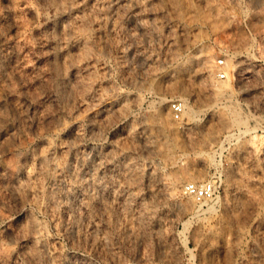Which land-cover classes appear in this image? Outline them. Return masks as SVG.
I'll list each match as a JSON object with an SVG mask.
<instances>
[{
  "label": "rangeland",
  "instance_id": "1",
  "mask_svg": "<svg viewBox=\"0 0 264 264\" xmlns=\"http://www.w3.org/2000/svg\"><path fill=\"white\" fill-rule=\"evenodd\" d=\"M118 2L0 0V39L14 17L26 37L20 77L0 46L8 262L264 264V0ZM209 182L212 200L186 192Z\"/></svg>",
  "mask_w": 264,
  "mask_h": 264
},
{
  "label": "bare ground",
  "instance_id": "2",
  "mask_svg": "<svg viewBox=\"0 0 264 264\" xmlns=\"http://www.w3.org/2000/svg\"><path fill=\"white\" fill-rule=\"evenodd\" d=\"M20 1V0H19ZM119 2H120V0H119ZM118 2V3H119ZM12 3H13V1H12ZM14 4V3H13ZM12 4V5H13ZM11 5V4H10ZM26 5V4H25ZM28 5V4H27ZM15 6V5H14ZM13 13V12H12ZM51 20V19H50ZM79 21V20H78ZM77 20L76 21H74V23H71L70 22V25H71V29H72V32H74L75 34H76V30L77 29H79V22H78ZM6 23H8L9 24V29H8V32L10 33V34H14V38H12L13 39V41H8V40H6L5 38L7 37H5L3 40H1L0 41V46L1 47H7V48H12V50L13 51H11L12 52V58H11V60L10 61H12L11 63H12V68H13V71H14V75L16 76V77H20V72H19V70H20V55H19V53H18V50L16 51V48H15V46H16V44H18L19 42H17V40L19 39L20 40V38H23L24 37V35H23V33L21 32L22 30H21V23L17 20V18H9L8 20H6ZM52 24V23H51ZM2 25V24H1ZM5 25V24H4ZM69 25V26H70ZM27 26V25H26ZM70 29V30H71ZM21 30V31H20ZM65 30V29H64ZM0 31H1V29H0ZM6 31H7V29H6ZM72 32L70 33V34H72ZM37 35H40L41 34V31L40 30H37L36 32H35ZM62 33V32H61ZM73 33V34H74ZM10 34H8V35H10ZM24 34H26V33H24ZM69 34V32H68V34H63V36H62V38H61V41L59 42L58 41V43H59V45L57 46L59 49H58V52H59V54L61 55V58H63V60H64V63H65V61L68 59V57L70 58V55L68 56V52H69V50H70V48H72L74 45V43H76V42H74V39H75V37H77V39L79 38V36H77V34L76 35H74L75 37H73V39H72V36ZM71 36V37H69V36ZM28 36V35H27ZM30 36V35H29ZM13 37V36H12ZM11 38V37H10ZM25 39H26V37H24ZM11 40V39H10ZM34 40V39H33ZM49 43V42H48ZM42 44V43H41ZM77 44V43H76ZM27 45V44H26ZM56 45V44H55ZM54 45V46H55ZM53 45L52 44H49V45H47L46 46V48L48 49H52L53 50V52H54V50L57 48V47H52ZM31 48V47H30ZM4 50L6 49V48H3ZM40 50V49H39ZM3 52V51H2ZM29 52V51H28ZM4 53V52H3ZM57 53V52H56ZM9 54V53H8ZM8 54H6V55H8ZM10 56V55H9ZM54 56V55H53ZM59 56V55H58ZM10 59V58H9ZM52 59V58H51ZM53 59H55V57L53 58ZM55 60H57V59H55ZM60 60V59H59ZM24 61V60H23ZM33 61V60H32ZM55 62V61H54ZM63 62V61H62ZM29 64V63H28ZM43 64V63H42ZM74 64V63H73ZM65 65V64H64ZM23 65H21V67H22ZM71 66H73V65H71ZM66 68H68L67 66H65ZM40 68H42L41 66H40ZM39 68V69H40ZM50 69V68H49ZM70 69H72V68H70L69 67V69H66L65 71V73H66V75H67V77H69L68 76V74L70 73ZM12 71V72H13ZM40 70H38V72H39ZM41 71H43V69L41 70ZM40 71V72H41ZM36 73L35 74V77H34V79H35V82L36 83H38V82H40L42 79H43V77L44 76H46V74H47V72L45 73L44 71L42 72V73ZM28 73V72H27ZM23 74V73H22ZM65 74H64V76H66ZM66 77V78H67ZM76 77V76H75ZM230 80L232 79V76L229 78ZM64 80V79H63ZM66 80V79H65ZM67 81V80H66ZM36 85V84H35ZM36 87V86H35ZM8 96H10V95H8ZM17 105V104H16ZM183 105H184V114H188V113H191L192 112V106L189 104V101L188 100H184L183 101ZM16 108H18L19 110H20V112L22 113V114H29L31 111H33V108L32 107H30V106H28V107H24L23 105L22 106H17ZM17 109V110H18ZM35 111V110H34ZM35 113V112H34ZM188 115H190V114H188ZM1 117V116H0ZM40 119L42 120V122H47V115L46 116H44L43 114H41V116H40ZM240 122L241 123H244V121H243V119H241L240 120ZM1 123V122H0ZM8 135H11L9 132L8 133H6V134H4V136H2V137H6V136H8ZM6 170V169H5ZM5 172V171H4ZM29 173V172H28ZM30 175V174H29ZM207 202V201H206ZM212 207V206H211ZM212 209H213V207H212ZM4 219H5V214L3 215V213L0 211V221H4ZM9 230H10V227H9ZM18 233V232H17ZM14 230H10V231H8L7 232V234L5 235V237H2L1 236V238H0V264H19V263H21V257L23 256V257H28V258H30V259H32V260H35V259H33L32 258V255L30 254L32 251H29L30 249L28 248V251L30 252H24V250L23 251H18V252H15V253H13L12 252V255H10V257H11V260H12V262L11 263H9L8 262V258H9V256H8V252H9V250L11 249L10 247L11 246H14L15 244H20L21 243V245H22V242L24 241L23 240V238L22 237H20L18 234H17ZM26 242V241H25ZM24 242V243H25ZM25 246V245H24ZM12 249H14V248H12ZM24 249V248H23ZM12 251V250H11ZM11 253V252H10ZM33 255H34V253H33ZM34 257V256H33ZM36 257V256H35ZM34 257V258H35ZM10 259V258H9ZM26 259V258H25ZM25 259H23V260H25ZM19 262V263H18ZM34 262V261H33ZM33 264V263H32Z\"/></svg>",
  "mask_w": 264,
  "mask_h": 264
},
{
  "label": "built area",
  "instance_id": "3",
  "mask_svg": "<svg viewBox=\"0 0 264 264\" xmlns=\"http://www.w3.org/2000/svg\"><path fill=\"white\" fill-rule=\"evenodd\" d=\"M220 65H224L225 61L223 59L219 60ZM219 76L221 78L226 77V72H219ZM172 111L174 112L176 118H182L184 114V105L183 102L179 100L172 102L171 104ZM186 192L192 196H194L198 202H206L212 200L215 196V185L211 182L203 183V184H188L186 186Z\"/></svg>",
  "mask_w": 264,
  "mask_h": 264
}]
</instances>
